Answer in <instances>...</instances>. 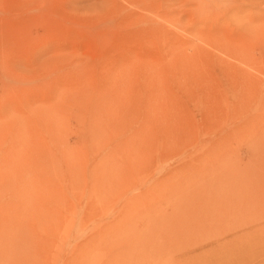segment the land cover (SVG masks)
Instances as JSON below:
<instances>
[{"label": "rangeland", "instance_id": "rangeland-1", "mask_svg": "<svg viewBox=\"0 0 264 264\" xmlns=\"http://www.w3.org/2000/svg\"><path fill=\"white\" fill-rule=\"evenodd\" d=\"M261 199L264 0H0V264H264Z\"/></svg>", "mask_w": 264, "mask_h": 264}, {"label": "bare ground", "instance_id": "bare-ground-1", "mask_svg": "<svg viewBox=\"0 0 264 264\" xmlns=\"http://www.w3.org/2000/svg\"><path fill=\"white\" fill-rule=\"evenodd\" d=\"M251 62V61H250ZM250 64V63H249ZM260 203H262V205L261 204H259L260 205V207L262 206V208H264V199H261V202ZM216 218H220V220L222 221V220H224L225 218H224V216H223V214H217L216 216H215ZM259 218H261L262 220H264V216H262V217H259ZM196 230V229H195ZM199 231V230H198ZM196 232V231H195ZM218 234V233H217ZM199 247H201V246H199ZM4 255V254H3ZM2 255V256H3ZM191 256H194V254H192ZM10 257V256H9ZM13 257V256H12ZM187 257V256H186ZM189 257V256H188ZM187 257V258H188ZM196 257V256H195ZM191 258V257H190ZM176 261V260H175ZM187 261V260H186Z\"/></svg>", "mask_w": 264, "mask_h": 264}]
</instances>
